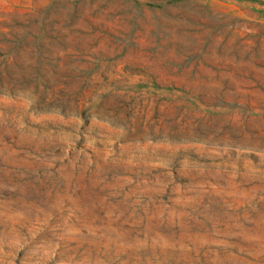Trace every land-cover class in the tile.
Here are the masks:
<instances>
[{"label": "rangeland", "instance_id": "374dc122", "mask_svg": "<svg viewBox=\"0 0 264 264\" xmlns=\"http://www.w3.org/2000/svg\"><path fill=\"white\" fill-rule=\"evenodd\" d=\"M0 264H264V0H0Z\"/></svg>", "mask_w": 264, "mask_h": 264}]
</instances>
